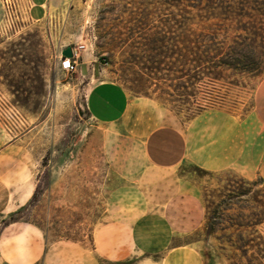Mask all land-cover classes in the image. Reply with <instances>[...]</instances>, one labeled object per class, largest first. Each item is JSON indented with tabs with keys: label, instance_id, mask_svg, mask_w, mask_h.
Returning a JSON list of instances; mask_svg holds the SVG:
<instances>
[{
	"label": "rangeland",
	"instance_id": "rangeland-1",
	"mask_svg": "<svg viewBox=\"0 0 264 264\" xmlns=\"http://www.w3.org/2000/svg\"><path fill=\"white\" fill-rule=\"evenodd\" d=\"M194 1L67 0L23 28L0 25V98L7 108L0 110L1 140L17 142L35 161L33 193L12 220L35 222L49 241L68 239L89 246L90 231L103 222L106 197L117 184L106 162L114 128L90 117L89 91L100 81H110L136 97L128 91L142 88L134 83L136 69L123 62L138 52L135 48L154 43L158 26H199L193 19ZM79 45L84 49L79 50L76 72L66 76L57 69L54 56ZM262 79L264 72L251 80L203 79L191 104L249 118L262 106L256 91ZM158 106L164 118L180 128L190 122ZM231 174L225 170L201 175L196 188L202 207L204 198L216 200L211 196L226 179L234 180ZM7 222L8 217L0 226ZM202 227L178 242H194L205 264H264V225L255 230L263 244L249 248L245 256L233 248L219 250V232L206 237Z\"/></svg>",
	"mask_w": 264,
	"mask_h": 264
},
{
	"label": "crops",
	"instance_id": "crops-1",
	"mask_svg": "<svg viewBox=\"0 0 264 264\" xmlns=\"http://www.w3.org/2000/svg\"><path fill=\"white\" fill-rule=\"evenodd\" d=\"M65 1L30 0V17L41 20ZM256 91L262 106L249 118L204 111L180 128L148 98L130 97L110 81L92 86L89 115L116 135L106 162L117 184L103 222L92 227L89 246L49 241L35 222H7L0 226V264H205L194 242H178L203 225L196 181L225 170L264 180V79ZM1 139L0 221L27 206L35 172L23 146Z\"/></svg>",
	"mask_w": 264,
	"mask_h": 264
},
{
	"label": "trees",
	"instance_id": "trees-1",
	"mask_svg": "<svg viewBox=\"0 0 264 264\" xmlns=\"http://www.w3.org/2000/svg\"><path fill=\"white\" fill-rule=\"evenodd\" d=\"M194 5L199 26H158L154 43L135 48L123 62L136 69L134 83L142 87L128 88L130 93L168 107L184 122L205 111L191 104L203 79L251 80L264 72V0H195ZM231 177L211 196L215 201L203 199L202 229L206 237L219 232V250L233 248L245 256L263 244L255 230L264 225V180ZM18 212L7 215L11 222Z\"/></svg>",
	"mask_w": 264,
	"mask_h": 264
},
{
	"label": "built area",
	"instance_id": "built-area-1",
	"mask_svg": "<svg viewBox=\"0 0 264 264\" xmlns=\"http://www.w3.org/2000/svg\"><path fill=\"white\" fill-rule=\"evenodd\" d=\"M2 5V20L0 25L6 28H23L32 21L29 10L31 8L30 0H0ZM84 49L83 45L76 48H70V57H63L60 50L54 56L57 69L66 76H71L76 72L79 50ZM6 105L0 98V110H6Z\"/></svg>",
	"mask_w": 264,
	"mask_h": 264
},
{
	"label": "water",
	"instance_id": "water-1",
	"mask_svg": "<svg viewBox=\"0 0 264 264\" xmlns=\"http://www.w3.org/2000/svg\"><path fill=\"white\" fill-rule=\"evenodd\" d=\"M61 55H62L63 57H70V48H69V47L64 48V49L61 51Z\"/></svg>",
	"mask_w": 264,
	"mask_h": 264
}]
</instances>
